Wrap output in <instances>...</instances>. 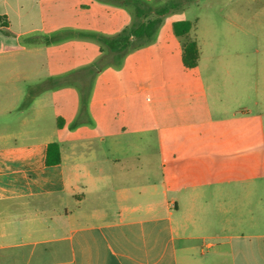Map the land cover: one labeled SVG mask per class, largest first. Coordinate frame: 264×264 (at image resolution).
I'll use <instances>...</instances> for the list:
<instances>
[{
	"label": "crops",
	"instance_id": "obj_1",
	"mask_svg": "<svg viewBox=\"0 0 264 264\" xmlns=\"http://www.w3.org/2000/svg\"><path fill=\"white\" fill-rule=\"evenodd\" d=\"M204 1L225 12L193 24L199 59L203 47L226 52L234 82L230 68L252 60L258 109L232 118L262 122L228 124L225 155L188 157L184 143L155 159L150 142L127 151L87 131L64 138L66 120L41 104L50 91L15 72L34 63L9 59L42 10L0 0V264H264V174L248 172L264 166V0ZM51 143L62 161L49 166Z\"/></svg>",
	"mask_w": 264,
	"mask_h": 264
},
{
	"label": "rangeland",
	"instance_id": "obj_2",
	"mask_svg": "<svg viewBox=\"0 0 264 264\" xmlns=\"http://www.w3.org/2000/svg\"><path fill=\"white\" fill-rule=\"evenodd\" d=\"M39 10L43 20L35 21L40 30L19 38L9 35L17 38L13 46L18 50L9 59L34 63L15 72L35 77L43 92L50 91L41 104L55 118L66 120L64 138L87 131L97 140L119 142L127 151L132 143L150 142L155 159L159 151L178 156L175 146L185 143L194 151L188 157L204 158L226 154L228 124L262 122L256 117L232 118L244 108L258 109L257 67L252 60L244 68H230L235 82L227 81L226 52L203 47L195 69L183 64L184 46L195 40L194 27L203 30L211 15L221 16L225 9L219 5L204 0L201 5L195 0H35V15ZM198 18L202 21L197 24ZM156 19L162 23L152 38H129L125 49L82 36L113 38L125 31L128 35L138 22ZM179 21L194 24L188 35L175 34L174 24ZM71 31L78 33L72 36ZM213 141L220 144L213 147ZM245 153L256 155L257 149ZM257 167L250 164L248 172L264 174V166Z\"/></svg>",
	"mask_w": 264,
	"mask_h": 264
},
{
	"label": "trees",
	"instance_id": "obj_3",
	"mask_svg": "<svg viewBox=\"0 0 264 264\" xmlns=\"http://www.w3.org/2000/svg\"><path fill=\"white\" fill-rule=\"evenodd\" d=\"M139 10V9H138ZM167 10L161 15H164ZM162 23V19H156L150 21L147 24L138 22L135 24L128 35H125L127 31L123 32L121 35L113 38H105L96 34H82V36L100 39L102 41H107L113 46L123 45V49L126 48L125 45L128 44L129 38H135L136 40H146L152 38L156 30ZM193 23L190 21H179L174 24V32L177 36L186 35L191 31ZM73 36V33H71ZM199 60V49L198 45L194 41L188 42L183 53V64L187 69H193L197 66ZM62 161L61 150L58 143H51L48 146L46 163L49 166L60 164Z\"/></svg>",
	"mask_w": 264,
	"mask_h": 264
}]
</instances>
